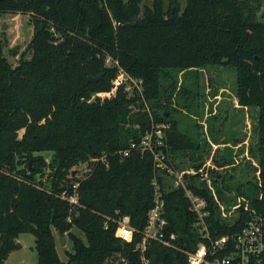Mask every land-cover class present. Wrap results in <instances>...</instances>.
Returning a JSON list of instances; mask_svg holds the SVG:
<instances>
[{
    "label": "trees",
    "instance_id": "obj_1",
    "mask_svg": "<svg viewBox=\"0 0 264 264\" xmlns=\"http://www.w3.org/2000/svg\"><path fill=\"white\" fill-rule=\"evenodd\" d=\"M143 1L0 0V14H29L34 28L18 66L5 56L0 37V264L22 248L17 239L27 233L35 237L39 264H110L116 255L142 264L135 244L116 236L115 220L119 210L136 228L146 227L154 158L148 151H132L128 158L119 152L151 130L149 108L155 124L167 125L168 162L179 168L175 160L188 158L200 170L201 146L171 114L177 110L174 96L192 97L179 75L203 68L236 69L240 104L258 108L259 134L251 151L258 162L248 166L253 179L234 189L240 217L230 229L216 202V195L225 200L219 180L212 179L214 191L202 173L189 185L208 200L207 220L221 232L237 231L264 213L263 0H187L183 8L179 0L167 8L164 0H153L142 14ZM110 58L140 87L130 91L125 85L109 99L91 101L95 93L110 92L118 76L120 67L107 65ZM44 152L53 155L50 162ZM95 157L106 160L91 163ZM84 165L90 173L82 178ZM75 193L78 205L68 200ZM166 204L171 229L190 232L197 216L184 190L167 193ZM55 233L73 243L67 261L58 256ZM147 257L151 264H175L174 254L156 244Z\"/></svg>",
    "mask_w": 264,
    "mask_h": 264
},
{
    "label": "rangeland",
    "instance_id": "obj_2",
    "mask_svg": "<svg viewBox=\"0 0 264 264\" xmlns=\"http://www.w3.org/2000/svg\"><path fill=\"white\" fill-rule=\"evenodd\" d=\"M128 1V0H126ZM181 7H185L187 0H179ZM264 5V0L262 1ZM153 0H144L141 6V13L145 6L152 5ZM170 0H164V7H168ZM264 7L258 13V17H263ZM32 16L24 13L4 12L0 14V37L4 42V54L13 66H18L28 44L34 36V28L31 21ZM7 28L3 31V26ZM20 46L16 52L13 49ZM27 58L31 54H27ZM108 65L115 64L111 58ZM117 66V65H116ZM120 71V70H119ZM198 73V74H197ZM197 73H181L180 82L192 92V97L187 95H176L173 97L176 112L172 117L179 121L181 130L189 134L200 147V152L204 157L205 171L214 169L217 177L209 176L211 179L219 180L218 184L223 189L225 200H219L216 195V202L220 205V216L225 213L230 219L238 214L239 197L234 190L239 183H246L253 179L254 169L249 168L250 163L257 164V159L251 156L252 147L258 140V108L255 106H242L237 92V72L236 69L227 66H215L203 68ZM119 74V73H118ZM134 86L131 90L133 91ZM102 93V92H101ZM101 96L104 95L100 94ZM101 98L97 93L91 100ZM199 152V153H200ZM198 153V154H199ZM48 162L52 159L50 152H44ZM186 159V160H185ZM180 157L175 160L179 164L180 171L194 169L190 167V161ZM218 160V164L214 160ZM226 162V163H225ZM221 164V165H220ZM200 168V169H201ZM33 171V170H31ZM199 171V170H197ZM80 177L87 173V166L81 168ZM48 174L43 179L47 180ZM39 177V176H38ZM212 177V178H211ZM227 187H231L232 191ZM249 188L246 186L245 189ZM214 191V186L211 188ZM175 190H168V193ZM224 215V216H225ZM57 252L61 260L67 261L66 251L72 250L73 243L67 234L60 236L55 233ZM22 248L14 251L8 264H39L36 250L35 237L31 233L19 236ZM110 264H123L120 255H116Z\"/></svg>",
    "mask_w": 264,
    "mask_h": 264
},
{
    "label": "built area",
    "instance_id": "obj_3",
    "mask_svg": "<svg viewBox=\"0 0 264 264\" xmlns=\"http://www.w3.org/2000/svg\"><path fill=\"white\" fill-rule=\"evenodd\" d=\"M109 62L108 59L107 65ZM115 63L119 66L118 62ZM112 84L110 92L97 93V95L109 99L122 86L126 85L127 90L130 91L132 86L140 87V83L121 67ZM103 93L104 95L101 96L100 94ZM147 111L152 118L151 130L147 131L141 141L131 142L129 148L119 153L123 158L130 157L132 151L152 153L154 158L153 170L155 171L152 180L154 187L153 207L149 211L148 223L143 230L136 228L131 223V217L121 215L118 210L116 212L118 218L115 220L118 223L116 236L127 243L132 244L133 242L135 244L134 250L140 252L142 264H151V259L147 257V253L155 244L163 250L172 252L175 257V264H184L178 262L182 257L186 259L185 264H264V213L254 214L246 225L237 231L221 232L213 223H210L207 220L210 216L208 200L195 193L189 185V180L193 175L202 173V179L212 188L208 171L204 172L206 167L199 171L191 168L180 171L171 165L168 162L171 160L170 156L163 152V148L166 146L164 128L167 125L155 124L151 110L147 108ZM100 160L105 161L106 158L95 157L90 162L95 163ZM87 172L90 173L88 166ZM169 189L184 190L185 196L191 204L190 210L197 216L190 232L184 234L171 229L166 216V194ZM68 200L71 204L78 205V194L75 193ZM224 215L225 213H222L220 216L221 220L227 223L229 229L237 223V219L240 217L239 213L234 214L233 219ZM106 228H108V224H106ZM122 262L123 264L129 263L126 258H123Z\"/></svg>",
    "mask_w": 264,
    "mask_h": 264
},
{
    "label": "water",
    "instance_id": "obj_4",
    "mask_svg": "<svg viewBox=\"0 0 264 264\" xmlns=\"http://www.w3.org/2000/svg\"><path fill=\"white\" fill-rule=\"evenodd\" d=\"M6 28H7V26H6V24H4V26H3V31H4ZM19 47H20V46H16V47L13 49V51L16 52V50H17ZM101 77H102V75H100V76H98V77H95L94 79H95L96 81H98ZM145 124H146V122L143 121V122H142V125H145ZM117 204H118V206H122V205H123V195H122V194L118 197V202H117Z\"/></svg>",
    "mask_w": 264,
    "mask_h": 264
},
{
    "label": "crops",
    "instance_id": "obj_5",
    "mask_svg": "<svg viewBox=\"0 0 264 264\" xmlns=\"http://www.w3.org/2000/svg\"><path fill=\"white\" fill-rule=\"evenodd\" d=\"M17 241L19 242V238L17 239ZM19 243H20V242H19ZM21 244H22V243H21ZM13 253H15V252H12V253L10 254V256H9V258H8V260H7V262H6V264H8V262H9L10 258L12 257Z\"/></svg>",
    "mask_w": 264,
    "mask_h": 264
}]
</instances>
